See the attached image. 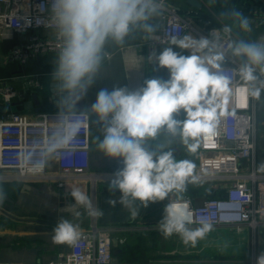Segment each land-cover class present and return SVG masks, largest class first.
Instances as JSON below:
<instances>
[{
	"label": "clouds",
	"instance_id": "obj_1",
	"mask_svg": "<svg viewBox=\"0 0 264 264\" xmlns=\"http://www.w3.org/2000/svg\"><path fill=\"white\" fill-rule=\"evenodd\" d=\"M159 7L154 0H55L57 27L64 38L57 76L73 105L93 83L105 40L111 37L121 42L130 25L148 21ZM142 26L153 30L147 23ZM241 27L247 30V19L241 20ZM230 31L225 26L224 32ZM171 44L188 50V54L172 47L152 54L158 65L168 70L167 80H146L134 91L126 87L110 92L101 89L91 111L98 122L105 124L99 149L109 157L120 158L123 164L122 169L113 173L110 189L122 194L120 202L125 206L139 201L147 207L149 203L165 200L170 193L177 194L167 204L159 228L165 238L175 233L184 244L194 247L213 230V225L207 222L195 229L188 227L193 223L192 213L179 194L186 190L194 165L187 160H176L171 150L150 151L145 145L163 129L173 137L178 135L189 153H196L201 137L216 135L219 118L224 115L226 94L230 91V77L221 70L225 55L217 40L186 35L173 37ZM228 48L233 57L241 59L239 73L246 84L258 79V68L264 73V44L240 41L229 43ZM261 86L264 87V81ZM247 91L259 98L260 88ZM180 110L185 114L183 120L175 118ZM83 126L82 120L66 116L43 149L44 155L69 146ZM71 196L90 215L99 214L92 208L86 192L73 189ZM132 214H136L135 210ZM54 232L55 241L64 244H73L81 235L79 225L67 220H61Z\"/></svg>",
	"mask_w": 264,
	"mask_h": 264
},
{
	"label": "crops",
	"instance_id": "obj_2",
	"mask_svg": "<svg viewBox=\"0 0 264 264\" xmlns=\"http://www.w3.org/2000/svg\"><path fill=\"white\" fill-rule=\"evenodd\" d=\"M165 1L174 5L179 14L188 19L191 30L184 36L199 39L201 35L209 38L213 29L224 25L238 32L239 38L236 37L235 42L264 44L262 0H198L201 4L200 9L190 7L187 0ZM242 19H247L248 31L241 27ZM143 23L151 25L153 30H146L142 26ZM163 25L161 15L156 12L148 21L130 25L127 35L121 42H116L111 37L107 38L102 47L101 63L93 77V83L75 105L71 103L63 82L57 76L60 54L50 53L34 57L25 64L9 62L7 55L10 50L25 42L29 34L12 33L6 35V38H0V82L11 86L21 96L10 109L25 113L32 120L37 119L38 114L44 111L87 112L92 123L91 169L94 172L113 175L122 169L123 164L120 158L109 157L99 149L98 144L103 139L105 124L98 122V118L91 111V106L101 89L110 92L114 88L126 87L134 91L142 87L146 80L169 78L168 70L160 67L152 54H159L168 47L185 55L188 54V50H181L171 42L161 44L159 38ZM38 34L41 37H54L60 34V31L40 30ZM229 57L241 65V59L233 57L231 51ZM256 75L259 81H264V73H261L259 68ZM1 107L4 105L0 102ZM256 107L255 159L257 164L261 165L264 164V136L260 134L258 127H264V91H260ZM3 114L0 112V116ZM175 118L185 119L183 110H180ZM145 147L150 151L171 150L176 160L190 161L194 167L198 163L197 151L194 154L189 153L178 135L173 137L163 129L155 139L148 140ZM109 185L110 183H103L93 193L89 186L71 187L65 193L54 185L42 181H20L0 176V264H48L67 255L71 244L57 243L54 239V229L61 220L78 224L81 233L93 222L97 226L107 227L111 231L112 240H123V243L118 245L122 246L127 226L131 224L132 227L136 226V219L144 212L154 214V216L150 214L148 221L160 224L169 199L172 196L177 197V194L170 193L165 200L149 203L147 207L139 201L125 206L120 202L122 194L111 190ZM73 189L86 192L92 208L99 214L90 215L83 206L77 204L71 196ZM212 191L216 193V198L220 196L218 190H211L209 186L204 185L198 188L187 186L179 196L190 197L195 205H199L202 199L207 198L205 194ZM132 210H135V215L132 214ZM130 213L132 217L128 221ZM125 222L127 223L124 224ZM259 234L258 240L262 235L264 241V228Z\"/></svg>",
	"mask_w": 264,
	"mask_h": 264
},
{
	"label": "built area",
	"instance_id": "obj_3",
	"mask_svg": "<svg viewBox=\"0 0 264 264\" xmlns=\"http://www.w3.org/2000/svg\"><path fill=\"white\" fill-rule=\"evenodd\" d=\"M154 2L160 5L157 13L164 21L159 38L161 44L170 43L173 37L182 38L191 30L188 19L181 16L174 5L165 0ZM54 3L55 0H0V38L12 33L29 34L25 42L10 50L9 62L25 64L34 57L61 54L64 38L60 34L54 37L38 34L40 30L58 29ZM224 28L222 25L213 29L208 39L217 40L224 52L221 70L230 77V91L226 94L224 115L219 118L216 135L200 138L198 163L192 177L186 181V187L209 186L211 190H218L220 196L202 199L199 205H195L190 197L181 199L188 203L192 213L193 223L188 227L195 229L207 222L213 225V229H229L242 235L250 233L256 240L264 228V164L258 165L255 159L257 98L247 89L264 91V87L258 79L246 84L239 73L240 66L229 57L228 45L235 42L236 37L231 32L225 33ZM20 98L14 88L0 82V102L4 106L10 107ZM68 115L82 120L84 126L69 146L45 156L43 149ZM91 126V116L84 111H44L32 120L27 114L10 109L0 116V176L20 181H42L65 193L71 187L89 186L93 193L99 181L112 179L113 175L91 169ZM176 198L172 196L169 202ZM110 232L107 227L91 224L71 244L67 255L48 264H262L264 261V256L255 252L247 261L119 260L113 255ZM122 243L120 239L116 246Z\"/></svg>",
	"mask_w": 264,
	"mask_h": 264
},
{
	"label": "rangeland",
	"instance_id": "obj_4",
	"mask_svg": "<svg viewBox=\"0 0 264 264\" xmlns=\"http://www.w3.org/2000/svg\"><path fill=\"white\" fill-rule=\"evenodd\" d=\"M246 31H248V28ZM230 32L239 38L238 32L233 30ZM258 129L260 134L264 136V127L259 126ZM110 181L109 179L99 181L95 189H99L103 183L107 184ZM150 214L144 212L136 219V226L132 227V224L127 226L125 228L127 234L123 238L125 245L136 246V251H141L140 256L142 260L192 262L207 260V257L218 254L221 260L247 261L254 252L264 256L262 235L259 240L258 237L255 240L250 233L242 235V233L236 234L229 229H213L203 240L198 241L193 247L184 244L180 236L175 233L165 238L160 231L159 224L152 223L150 220L148 221ZM151 215L154 216V214ZM131 217L132 214L130 213L127 220L131 219ZM132 222L135 221L132 220ZM241 237L246 241H243ZM176 255H179L180 258L174 257ZM128 258L126 259L129 260Z\"/></svg>",
	"mask_w": 264,
	"mask_h": 264
},
{
	"label": "trees",
	"instance_id": "obj_5",
	"mask_svg": "<svg viewBox=\"0 0 264 264\" xmlns=\"http://www.w3.org/2000/svg\"><path fill=\"white\" fill-rule=\"evenodd\" d=\"M233 29H235L234 27H232ZM216 193L215 192H207V194H205V197H207L208 199H214L216 198ZM141 251H136V246H131L128 244H123L122 246H118L116 249H114V253L113 255L118 258L119 260H127L126 258H128L130 256V258H128L130 262H150L148 260H142L141 259ZM176 258H180L179 255L174 256ZM220 259V256H218V254H215L213 256H209L207 257V260H217ZM207 260H199V261H207Z\"/></svg>",
	"mask_w": 264,
	"mask_h": 264
},
{
	"label": "water",
	"instance_id": "obj_6",
	"mask_svg": "<svg viewBox=\"0 0 264 264\" xmlns=\"http://www.w3.org/2000/svg\"><path fill=\"white\" fill-rule=\"evenodd\" d=\"M187 4L192 8H196V9L201 8V4L198 0H187ZM101 52H102V48H101ZM9 111H10L9 106H4L0 108L1 113H7ZM113 246L116 247V239H113Z\"/></svg>",
	"mask_w": 264,
	"mask_h": 264
}]
</instances>
